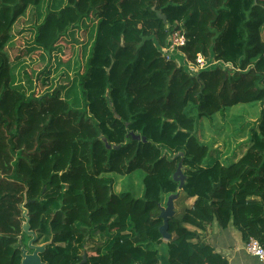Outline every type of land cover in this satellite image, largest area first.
I'll return each instance as SVG.
<instances>
[{"label":"trees","instance_id":"obj_1","mask_svg":"<svg viewBox=\"0 0 264 264\" xmlns=\"http://www.w3.org/2000/svg\"><path fill=\"white\" fill-rule=\"evenodd\" d=\"M29 9V51L47 57L36 79L28 54L11 56ZM69 12L89 33L83 71L77 63L68 86L36 94L59 50L38 44V31ZM179 25L188 61L201 54L219 64L190 75L166 60L160 49ZM257 103L256 126L232 134L239 157L225 165L200 142L198 122ZM103 138L119 148L107 150ZM131 176L138 198L124 190ZM175 194L174 206H184L168 222L169 264H227L201 239L213 222L264 248V0H0V264H21L27 248L24 200L45 264H159L160 207ZM89 242L94 255L83 262Z\"/></svg>","mask_w":264,"mask_h":264},{"label":"rangeland","instance_id":"obj_2","mask_svg":"<svg viewBox=\"0 0 264 264\" xmlns=\"http://www.w3.org/2000/svg\"><path fill=\"white\" fill-rule=\"evenodd\" d=\"M31 17L32 10L29 9L22 21L18 23L20 29L24 28L22 30L23 34L17 37L16 48L11 53V56L14 58V56L18 54V51L23 54H28L31 58L26 56L27 59L24 61V66L33 72V79H36L37 74L44 70L47 57L44 56L41 58V51L33 53L29 51L34 36L33 33L35 32L28 30L30 24L34 22H31ZM74 17L75 16L70 12L63 14L58 16L55 20L47 22V24L38 31V38H36L38 44L44 48L50 46L51 48H59V50L57 49L52 51V60L49 68L50 73L47 76L44 85L41 84V80L35 82L36 94H43L45 92L44 89L50 87L51 85V90H54L58 86L57 83L59 81L64 82L65 85L68 86L73 77L72 72H70V68L77 66V63L79 70L81 72L83 71L85 58L81 54L83 46L89 42L90 38H88V32L86 35L82 32V30L85 29L84 27L80 25L75 28L76 19H74ZM71 31L74 33L73 38L70 35L72 34ZM73 39L76 40V42H74ZM45 51L48 52L47 50ZM62 60L64 62L70 60V67L65 69L62 64V66L58 68V71L54 72V69L58 66V62L60 61L61 63ZM20 65L21 64H17V73L21 72V69L19 68ZM66 73H68L67 77L65 76ZM261 108L262 105L260 103L224 108L221 112L215 114L214 116L210 118H203L200 122H198L196 127L197 137H199L201 141L211 145V147L220 146L225 143L228 146V149L230 148L227 153V156L230 157L227 164L234 162L238 159L239 154L236 160L232 157H235L236 153H239L240 149L237 146L238 144L229 147L228 142L232 141V134L234 135L240 131L246 124H248V127L256 126V121L259 119ZM122 181L125 191L132 193V195L136 198L142 195L141 183L138 177L131 176L127 179L124 177ZM114 190H120L118 183H115ZM182 206H184V202H181L177 206L178 213L182 211ZM157 249L159 256L160 254L166 255V242L163 241Z\"/></svg>","mask_w":264,"mask_h":264},{"label":"crops","instance_id":"obj_3","mask_svg":"<svg viewBox=\"0 0 264 264\" xmlns=\"http://www.w3.org/2000/svg\"><path fill=\"white\" fill-rule=\"evenodd\" d=\"M175 55L177 58H179V56L176 53ZM200 142L203 141L200 140ZM233 142L228 143L229 147L240 143L238 139L237 141H233ZM212 149H218L219 151L222 152V162L225 165H227V162L230 159V157L227 156V153L229 152L230 148L228 149V146L224 143L221 144L220 146L219 145L213 146ZM238 154L239 153H236L235 157L232 158L236 160ZM191 203H192L191 200L186 201L185 208L190 207V205H192ZM177 209L178 207H175V213ZM98 239L99 236L94 238L95 241H97ZM201 239L204 244L210 245L213 248L215 254L219 255L223 260L226 261L227 264H264L260 262L256 257L246 252L245 250L246 242L241 238V234L234 227H232V225H228L226 228L222 229L218 226L216 222H213L211 225L206 227ZM92 244L93 242H89L90 246L86 247V250L88 251L86 252V256H84L85 260L86 257L94 255V252L92 251L93 249L91 248ZM197 261L200 262V259L198 258ZM159 264H169L166 255L160 254ZM189 264H196V259L192 258L189 261Z\"/></svg>","mask_w":264,"mask_h":264},{"label":"water","instance_id":"obj_4","mask_svg":"<svg viewBox=\"0 0 264 264\" xmlns=\"http://www.w3.org/2000/svg\"><path fill=\"white\" fill-rule=\"evenodd\" d=\"M163 20L165 18L163 16H159ZM132 138L136 141H139L141 138L139 135H132ZM143 142H145V138L142 139ZM105 148L107 150L110 149H118L119 146H111L105 138L102 139ZM179 155H182L181 153ZM181 162L178 164L177 169L175 173L173 174V180L179 184V188L182 187L184 184L185 178L181 171ZM178 198V196L170 195L167 198L166 204L164 207H160V214L159 218L162 219L163 224L159 227V233L161 235V238L164 241H168L170 239V234L168 233V222L169 220L174 216L175 213V207H174V201ZM26 200L23 201V203L19 206L22 210V217H23V224H22V231L23 233L30 238L27 244V248L23 245H21V251H22V261L21 264H45L41 259V254L45 251L47 245H36V235L33 231L30 230L29 225V216L28 211L25 209ZM32 251L29 253V251ZM85 258H83V262H85Z\"/></svg>","mask_w":264,"mask_h":264},{"label":"built area","instance_id":"obj_5","mask_svg":"<svg viewBox=\"0 0 264 264\" xmlns=\"http://www.w3.org/2000/svg\"><path fill=\"white\" fill-rule=\"evenodd\" d=\"M186 44L187 37L185 30L182 25H179L177 29L169 34L166 46L161 48L160 51L166 60H174V56L176 57L175 53L178 54L182 61L176 58L177 65L179 67L183 66L190 75H196L200 71L207 70L219 64L217 62L208 61L201 54L196 56L195 62L188 61L185 55L181 52ZM245 250L248 254L256 257L260 262L264 263V248L257 239L250 238L248 242L245 243Z\"/></svg>","mask_w":264,"mask_h":264},{"label":"clouds","instance_id":"obj_6","mask_svg":"<svg viewBox=\"0 0 264 264\" xmlns=\"http://www.w3.org/2000/svg\"><path fill=\"white\" fill-rule=\"evenodd\" d=\"M181 52H182V51H181ZM182 53H183V52H182ZM183 54H184V53H183ZM177 55H178V54H177ZM184 55H185V54H184ZM185 57H186V56H185ZM174 58L176 59L177 57L174 56ZM175 59H174V60H175ZM177 59H178V60H181L180 56H179V58H177ZM186 59H187V58H186ZM175 61L177 62V60H175ZM181 61H182V60H181ZM162 240H163V239H162Z\"/></svg>","mask_w":264,"mask_h":264}]
</instances>
